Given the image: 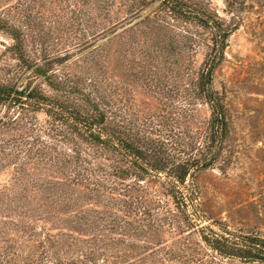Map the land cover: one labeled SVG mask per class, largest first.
Here are the masks:
<instances>
[{"label": "rangeland", "instance_id": "374dc122", "mask_svg": "<svg viewBox=\"0 0 264 264\" xmlns=\"http://www.w3.org/2000/svg\"><path fill=\"white\" fill-rule=\"evenodd\" d=\"M173 1L0 0V86L22 81L82 116L88 98L119 144L170 162L209 146L197 82L211 32L196 18L230 30L211 82L226 138L213 165L186 179L184 209L163 175L140 174L45 109L0 105V264H247L201 235L264 237V0Z\"/></svg>", "mask_w": 264, "mask_h": 264}, {"label": "trees", "instance_id": "16d2710c", "mask_svg": "<svg viewBox=\"0 0 264 264\" xmlns=\"http://www.w3.org/2000/svg\"><path fill=\"white\" fill-rule=\"evenodd\" d=\"M159 1L160 6H164L169 5L168 3L171 0ZM172 3H174V6L167 7L168 10L178 16H184L186 13L185 7L174 1ZM196 19L211 32L210 51L199 72L197 82L198 93L203 97L210 110L209 146L206 148V153L202 154V151L199 153V157H187L176 162H170L163 159V157H158L157 159V151L151 155V153L135 148L127 142L119 144L112 122L105 116L100 106L92 103L88 98H86V102L90 112L82 116L61 102H53L47 99L38 93L36 88L30 89L29 86L23 85L21 81L18 86L17 83L9 86H0V105H18L19 107H28L34 111H38L41 108L45 109V114L62 118L63 121L70 124L69 126L72 129L81 133L82 137L90 144L102 147L110 153L120 154L140 174L163 175L165 179L169 180L167 190L173 204L178 209H184L191 202V195L193 194V190L189 192L185 187L186 179L192 177L195 171L207 169L213 165L217 158L218 150L222 149L221 145L227 134V115L224 98L211 87V82L214 70L222 61L230 30L224 28L219 20H211L210 18L199 16ZM11 38L15 43V49L21 53L18 35L13 33ZM32 67L34 66L29 65L27 68L31 69ZM32 71L39 73L45 80H48V83H51L50 77L47 76L48 71H43V69L38 67H35ZM120 145L123 146L121 147L123 149L122 152L119 150ZM167 165H169V168ZM117 174L118 176L120 174L129 175V171L118 168L115 174L112 175L117 176ZM180 188L182 190L184 188L190 194L186 196ZM201 240L220 258L239 259L247 264H264V237L262 236L248 233L233 234L227 230H224L223 234L219 235L208 230V233L203 231Z\"/></svg>", "mask_w": 264, "mask_h": 264}]
</instances>
